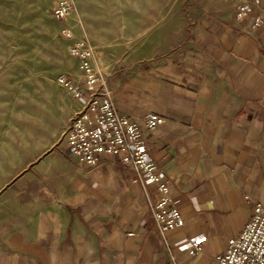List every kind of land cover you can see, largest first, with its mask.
Masks as SVG:
<instances>
[{
    "label": "crops",
    "instance_id": "obj_1",
    "mask_svg": "<svg viewBox=\"0 0 264 264\" xmlns=\"http://www.w3.org/2000/svg\"><path fill=\"white\" fill-rule=\"evenodd\" d=\"M238 4L142 14L102 52L120 114L165 118L146 132L148 151L183 226L155 223V185L121 154L92 169L68 155L63 135L83 99L55 77L39 84L24 141L0 144V264H215L264 205V22L254 25V6L237 18ZM197 236L190 255L184 242Z\"/></svg>",
    "mask_w": 264,
    "mask_h": 264
},
{
    "label": "built area",
    "instance_id": "obj_2",
    "mask_svg": "<svg viewBox=\"0 0 264 264\" xmlns=\"http://www.w3.org/2000/svg\"><path fill=\"white\" fill-rule=\"evenodd\" d=\"M254 6L262 14L254 25L264 22V0H239L235 13L241 18ZM74 7L71 0H56L52 16L58 21L71 19ZM79 23V21H77ZM69 55L76 59L78 73H61L56 81L61 89L74 98H82L81 108L74 114L64 132L63 141L68 155L79 166L92 169L102 163L104 156L130 166L137 176L155 185L158 201L150 212L160 227L168 230L184 224L179 210L172 205L169 187L148 151L146 132L160 126L165 118L148 112L141 118L120 114L109 88L102 51L91 44L83 33L77 36L70 27L61 29ZM190 255L201 249V236L186 240ZM215 264H264V205H254L250 219L236 237L227 241L224 250L215 258Z\"/></svg>",
    "mask_w": 264,
    "mask_h": 264
},
{
    "label": "rangeland",
    "instance_id": "obj_3",
    "mask_svg": "<svg viewBox=\"0 0 264 264\" xmlns=\"http://www.w3.org/2000/svg\"><path fill=\"white\" fill-rule=\"evenodd\" d=\"M71 19L52 16L56 0H0V144L26 138L31 107L43 80L73 73L74 60L67 51L61 29L77 36L92 32L106 47L123 44L132 23L180 7L188 10L198 0H71ZM176 2V3H175ZM159 4L162 7H158ZM155 17V18H156ZM79 21V23L77 22ZM88 38V37H87ZM89 40V39H88ZM32 105V106H31Z\"/></svg>",
    "mask_w": 264,
    "mask_h": 264
}]
</instances>
